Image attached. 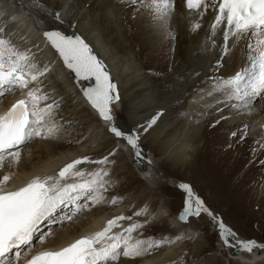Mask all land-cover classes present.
I'll return each instance as SVG.
<instances>
[{
  "label": "bare ground",
  "instance_id": "obj_1",
  "mask_svg": "<svg viewBox=\"0 0 264 264\" xmlns=\"http://www.w3.org/2000/svg\"><path fill=\"white\" fill-rule=\"evenodd\" d=\"M88 1L90 0H49L48 6L53 11H61L62 20L69 25L66 28L64 23H60L51 17H45L46 22H42L41 18L35 14L39 9L35 7L32 0H0V12L4 13L3 16H0V27L8 29L7 35L13 37V42L21 50L31 49L32 53L35 54V62L38 67L49 66L50 71L41 78L42 87L60 103L59 109L55 110V119L61 125L63 122L66 123L65 120L71 124L70 128L61 127L57 139L35 138L28 143L29 145L23 147L22 159L18 165L5 166L0 169V176L3 174L12 175L8 184L9 188L20 186L37 175L41 177L55 175L66 163L78 157L87 155L92 159H99L107 155L109 150L118 149L116 156L111 158L115 163L106 166L109 169V179L113 181L109 192H116L110 196H117L118 191L120 192L121 183L119 176L128 169L127 158L132 162L134 160L125 141L117 138L118 143H112V147L107 146L106 127L108 122L101 120L95 110L91 108L83 96L82 89L84 87L80 81L75 79L74 73L63 65L55 50L35 30L36 28L55 30L53 27L50 29L52 26L50 22L53 23V21L59 25H65L63 28L68 32H64V34L80 35L84 38L93 49L94 54L104 62L107 70L111 73L113 81L117 84L120 100L123 101L122 108L125 110L124 114H120L122 108L117 107L116 103L112 105V115H122L123 124L121 126L123 128L121 127V130L125 132L139 130V127L146 125L157 112H162L157 123L151 129L147 132L141 131V143L148 142L149 145L157 147L158 155L155 157L152 154L146 156L147 159L157 158L151 169L147 168L148 172L151 171L150 174L155 173L160 159L191 158L195 147L202 143L201 131L204 122L209 125L211 121H214L215 126L229 127L232 131L237 132V136L245 135L244 125H247V134L243 140L245 146H253V149L251 148L253 153L264 154V149L259 146L260 143L264 142V129L261 128V125H264V110L251 114L247 112L236 113L227 104L218 103V101H223L222 94L214 93L211 97L206 94L212 87L209 77L218 74H233L241 67L246 68L249 62L246 45L255 41L254 36L249 34L239 41L233 49L232 55L225 58L224 66L217 72L214 65L219 58V49L205 51L200 46L209 33V25L213 19L211 8L200 19L184 7L183 0H175L176 7L168 25L175 37L172 39L154 29L148 16L143 10H140L139 4L137 7L132 5L136 7L133 25L135 33L132 37L136 38V44L149 46L150 53L157 54L158 57L161 56V60L164 61L159 62L157 58H154L153 64L155 66L152 67L154 69H147L146 64L139 56H132L131 52H121V48L125 46L121 21L123 18L126 19L127 14L130 15V11H132L130 8H126L129 0H94L90 9L93 15L87 11V6L90 5ZM62 6L67 8V12L63 10ZM12 15L20 18L15 22V26L11 20ZM93 16L97 25L90 29L86 22L93 19ZM196 20H200L202 28L193 33L190 31V25ZM105 34L107 38H105ZM216 39L218 44L222 43L220 33ZM134 47L138 49L136 45ZM119 53L121 54L119 55ZM155 70L160 74L159 77L155 76ZM17 98H21L20 90L6 93L0 99V113H3ZM48 102L52 101L49 100ZM261 105H264V101L257 99L256 107L260 108ZM226 113L229 116L225 119H217L218 116ZM68 129L72 132H68ZM74 129L77 131L76 133H73ZM226 137L232 136L227 132ZM73 138H75L74 143H71ZM227 149V157L234 155L232 154V146L227 147ZM125 154L127 157L124 156ZM78 167L90 171L98 166L84 164ZM253 175L255 174L253 173ZM165 179L168 181L167 178ZM259 185L261 192H264V177ZM110 196L108 195L107 198ZM119 197L121 199L115 205L90 206L89 209L78 214L73 221H66L63 224L45 222L41 226V230H46V233L51 230L53 235L47 237L44 244H41L38 238H36L38 241L34 239V247L30 254L45 248L64 246L73 239L101 229L107 219L118 214L132 215L134 211L139 210L147 203L149 211L141 217L134 218L141 223L145 220L150 221L143 229L139 230L140 234L145 232L146 228L158 225L161 220V222H166L169 228L176 231V233L172 232V236L180 233L186 237H192L194 233H198V235L195 239H183L175 244L165 245L151 255L141 258L129 260L122 257L117 264H214V256L204 259L202 258L204 251L198 252L202 241L201 232L191 225L193 222L190 225L179 223L178 215L174 216L175 214L168 212L169 210L161 202L157 207H153L150 201L143 198L144 194L142 197L133 194L128 196L122 194ZM142 198L143 200H141ZM67 211L68 209L64 208L58 210L55 214L57 220ZM248 214L247 217L253 215L251 212ZM207 218L209 219V217ZM127 223L125 221L124 225L127 226ZM114 231H119V229H114ZM133 235L137 236L138 233ZM35 240L37 242L34 244ZM220 245L216 248H218V252L222 253L225 249ZM188 251L191 252L188 253ZM258 251L254 250L253 253L237 252L238 259L240 253L247 254L245 260L227 263L257 264L263 259L262 256L259 258L260 253ZM215 257L223 260L220 256H218L219 258ZM20 264H23V258ZM221 264H226V262L223 260Z\"/></svg>",
  "mask_w": 264,
  "mask_h": 264
},
{
  "label": "snow or ice",
  "instance_id": "obj_2",
  "mask_svg": "<svg viewBox=\"0 0 264 264\" xmlns=\"http://www.w3.org/2000/svg\"><path fill=\"white\" fill-rule=\"evenodd\" d=\"M133 5L139 4L149 18L155 30L174 39L169 29V20L174 14L175 0H129ZM38 12L35 14L64 23L61 11H53L49 0H32ZM184 7L202 19L211 8L213 19L209 25V33L201 47L205 51L219 49V58L215 62V70L224 66L225 58L233 53L238 42L251 34L254 42L247 43L248 61L251 67H241L234 74H218L209 77L211 89L206 93L213 96L220 93L223 102L236 113L249 114L264 110V105L256 107V101H264V0H183ZM67 12V8L62 6ZM4 13L0 12V16ZM31 15V12H30ZM20 18L11 16L13 26ZM35 27V25H33ZM202 28L200 20L190 25L195 33ZM58 54L63 65L74 73L77 81H93L82 89L83 96L98 114L99 118L108 122V131L129 146L134 162L146 171L147 160L144 150L139 144L141 131L147 132L157 123L162 112H157L146 125L139 130L125 132L115 124L112 105L120 100L117 84L104 62L94 54L93 49L80 35H66L58 30L35 29ZM8 29L0 27V99L6 93L20 90L21 98L17 99L6 111L0 113V169L5 166L18 165L22 159L23 147L35 138L43 140L57 139L62 125L55 119V110L60 103L53 99L43 87L42 77L50 68L48 65L38 67L35 54L31 49L21 50L7 35ZM222 35V43H217V35ZM38 47V45H37ZM51 100L52 102H48ZM183 115V113H181ZM225 117H221L224 119ZM219 123V121H217ZM247 125H244L245 135ZM264 129V125H261ZM245 135L240 139L244 140ZM232 137L237 132L231 133ZM264 149V142L260 143ZM118 149H112L99 159L85 155L66 163L55 175L34 176L26 183L9 188L11 174L0 176V264H117L121 258L134 260L151 255L165 245L175 244L186 237L183 233L175 236L162 235L161 238H139V230L150 221L141 223L134 219L149 211L146 203L132 215L118 214L106 220L104 226L89 234L82 235L64 246L45 248L32 253L33 240L41 226L48 222L60 223L73 221L81 212L101 204L115 205L121 199L106 194L113 181L109 179L108 165L114 164ZM261 163H264L262 161ZM84 164L97 165L94 170L86 171L78 166ZM178 187L184 192L182 211L178 220L188 223L190 218H199L206 214L218 229L219 239L225 249H232L230 256L243 251L253 253L264 249V243L254 239H234L237 233L228 227L222 217L215 214L187 183ZM68 209L58 220L56 213L60 209ZM127 221V226L124 222ZM119 229V231H114ZM134 233H138L134 236ZM53 233L49 230L40 236L39 242L44 244Z\"/></svg>",
  "mask_w": 264,
  "mask_h": 264
},
{
  "label": "rangeland",
  "instance_id": "obj_3",
  "mask_svg": "<svg viewBox=\"0 0 264 264\" xmlns=\"http://www.w3.org/2000/svg\"><path fill=\"white\" fill-rule=\"evenodd\" d=\"M88 2H90V5L87 6V11L91 12L92 14L90 9L93 6L94 0H90ZM132 5L133 4L130 2L127 3L126 8H130L132 11H130V15L127 14L126 19L123 18L121 21L122 32L124 35L123 42L125 43V46L121 48V52H131L132 56H139L141 60H143V63L146 64L147 69L153 70L154 68L152 67L155 66V64H153L154 58H157L159 62L164 61L161 60V56L158 57L157 54L154 55L153 53H150L149 46L136 44V38L132 36H134L135 33L133 30V25L134 17L136 15L135 9L138 5L136 4V7ZM54 22L55 21H53V23L50 22V25H52L50 26V29L53 27L55 30H60L63 33L68 32L63 28L65 25L66 28H68V23L66 24L65 22V25L62 26L57 22ZM96 23L97 22L95 21L94 16L93 19H90L86 22L90 29L95 28L97 25ZM105 38H107L106 34ZM134 45H136L138 49H136ZM120 54L121 53H119V55ZM155 76L159 77L160 74L156 72ZM80 83L85 88L90 86L93 81H80ZM116 104L117 107L122 108L123 101L119 100L116 102ZM124 111V108H122L120 110V114H124ZM114 116L115 124L120 129L121 127L123 128V126H121L123 124V118L121 117L122 115L114 114ZM222 116L226 118L229 115L226 113L218 116L217 119H221ZM65 122L66 123H62V126L70 128L71 124L66 120ZM206 123L207 122H204L202 124V143L198 147H195V151L192 152L191 158L177 159L178 161L174 159H160L161 161H158V167L156 168V171L153 173V175L150 174L151 171H149V175L147 176V170L145 171V174H142L143 171H141L140 164L135 163L134 160L133 162L129 161L127 158L129 166L126 162L128 169L119 176L121 183L119 187L120 192L118 191L117 196L121 193L120 195L123 194L124 196L133 194L142 197L144 194L143 198H146V200L150 201L153 207H157V205H159L161 202L169 210L168 212H171L172 214H175L174 216H177L180 213L179 209L183 208L184 202V192L178 187V185L180 183L188 182L192 186L194 192L204 200L205 204L215 214L222 217L223 222L237 233L235 239H254L259 243H264V192H261L259 185V182L264 177V163H261L264 161V154H259L258 152L253 153V146H245L244 141L240 139L241 135L227 138V132L230 135L234 131H232L229 127L224 128L220 125L215 126L214 121H211L209 125ZM67 131L72 132L70 129ZM76 132L77 131L74 129L73 133ZM106 132L108 137L106 141L107 146L112 147V143H118V139L114 136V134L108 131V126L106 127ZM74 140L75 138L71 139L70 142L74 143ZM139 144L144 152L146 151V156H149V154H152L154 157L158 155L156 146L149 145L148 142L141 143V141H139ZM230 146L233 147L232 154L234 155L227 157V147L230 148ZM124 156L127 157L126 154ZM147 160L151 161V163L148 164L145 162L146 169H151L157 158ZM252 171L255 175H253ZM259 171L261 172L258 173ZM164 177L167 178L168 181ZM171 178L173 180H170ZM115 193L116 192L113 193L111 191L107 194L110 196L111 194ZM111 197L112 196H110L108 199H111ZM143 198L141 200H143ZM247 211L253 213V215H251V217H247V215H249V212L247 213ZM207 217L208 216L206 214H201L198 219L190 218V222L188 223L179 221L177 217L179 223H182L183 225H190L193 222L191 225L196 229H199V232H201L200 234L202 241L200 243V249L198 252L202 253L204 251L202 253V258L205 259L209 258L210 256H214V264H221L223 260L226 262V264H229L230 262L236 263L239 262V260H245V257L247 256L245 253H240L238 256L239 259L236 255H229V252H231L232 249L224 248L218 236V229L212 224L211 219H208ZM158 223L159 224L156 226L146 228V231L141 233L142 235H140V238H147L151 236L153 238L159 239L162 237V235L172 236V232L176 233L175 230H172L167 226L166 222H161L160 220ZM45 231L46 230H41L38 232L34 239H39L42 234L46 233ZM38 239L36 240L38 241ZM36 240L34 244L37 242ZM219 244H221L225 249L222 253L218 252V248H216ZM190 252L191 251H188V253ZM258 253H260L259 258L262 256L263 259L257 262V264H264V249H260ZM215 256H220L223 258V260L216 259Z\"/></svg>",
  "mask_w": 264,
  "mask_h": 264
}]
</instances>
